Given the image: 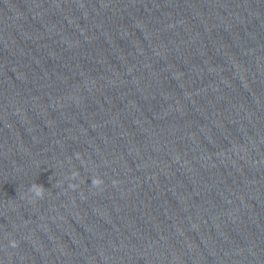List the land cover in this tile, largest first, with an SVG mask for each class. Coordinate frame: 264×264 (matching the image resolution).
Segmentation results:
<instances>
[{
    "label": "clouds",
    "instance_id": "9594fccd",
    "mask_svg": "<svg viewBox=\"0 0 264 264\" xmlns=\"http://www.w3.org/2000/svg\"><path fill=\"white\" fill-rule=\"evenodd\" d=\"M77 176H79V172L74 171L71 174V178L75 179ZM92 185L95 187H100L103 185L104 181L101 177L96 176L92 179L91 181ZM73 189H75L78 185L76 184H71L70 185ZM28 192L31 193V200L32 202H35L37 199H43L45 196V192H46V188H44L42 185L37 184V183H33L31 184V186L28 189ZM27 195V194H25ZM11 246L12 247H16L17 246V241L12 240L11 242Z\"/></svg>",
    "mask_w": 264,
    "mask_h": 264
}]
</instances>
